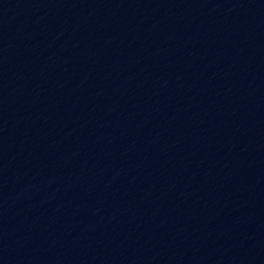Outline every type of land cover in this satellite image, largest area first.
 I'll return each mask as SVG.
<instances>
[{"label":"water","instance_id":"obj_1","mask_svg":"<svg viewBox=\"0 0 264 264\" xmlns=\"http://www.w3.org/2000/svg\"><path fill=\"white\" fill-rule=\"evenodd\" d=\"M0 264H264V0H0Z\"/></svg>","mask_w":264,"mask_h":264}]
</instances>
